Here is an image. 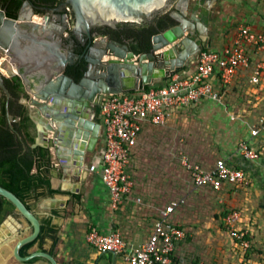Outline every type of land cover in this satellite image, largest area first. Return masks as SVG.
Here are the masks:
<instances>
[{
    "label": "crops",
    "instance_id": "1",
    "mask_svg": "<svg viewBox=\"0 0 264 264\" xmlns=\"http://www.w3.org/2000/svg\"><path fill=\"white\" fill-rule=\"evenodd\" d=\"M205 6L209 10L200 7L199 13L209 15L204 19L208 26L209 39L205 44L208 50L218 52L230 45L241 25L264 31V0H212L205 1ZM247 55L248 67L240 68L230 84L223 85L217 74L212 76L210 82L219 94L218 100L202 99L177 109L163 127L143 126L126 168L134 183L133 189L118 209L111 210L108 190L99 173L89 171V165L100 162L96 154H89L85 161L86 172L79 182L59 184L57 181L61 189L74 192L60 190L64 194H57V201L47 203L50 206L47 211L53 216L40 215L39 221L49 218L54 232L36 241L25 256L42 251L56 264H127L125 254L133 253L147 242L159 211L171 201L184 199L185 203L171 217V221L184 230L185 237L181 241L190 238L184 224L186 215L195 216L198 223L208 220L206 227L210 228L209 221H222L231 211L237 210L241 217L235 228L248 231L253 250L257 249L261 255L255 258L253 252L245 257L247 253L243 255L223 227L213 225L219 239L216 249L210 251L217 258L215 264H264V54L249 46ZM194 66L195 63L183 73H191ZM257 66L260 75L251 83ZM252 129L259 132L253 136ZM241 142L254 149L259 158H243L239 152ZM180 152L204 170H210L216 160L221 159L229 167L242 170L246 184H223L219 191L210 187L196 188L189 172L180 164ZM55 159L51 161L56 165L52 177L59 179L62 174ZM39 211H42L40 207ZM191 219L188 216L187 220ZM91 228L103 234L120 233L125 244L124 253L113 257L111 253L98 252L88 245L85 235ZM175 247L172 257L176 264H182ZM201 263L206 264L203 260L190 264ZM0 264H18L7 247L1 249ZM26 264L50 263L34 258Z\"/></svg>",
    "mask_w": 264,
    "mask_h": 264
},
{
    "label": "water",
    "instance_id": "2",
    "mask_svg": "<svg viewBox=\"0 0 264 264\" xmlns=\"http://www.w3.org/2000/svg\"><path fill=\"white\" fill-rule=\"evenodd\" d=\"M201 1L62 0L53 10V21L41 22L32 18V6L27 1L20 7L16 20L7 18L5 11L0 10V52L8 64L5 75L0 72V95L5 96L6 117L9 122L13 120L8 111L12 96L4 80L18 77L29 97V119L37 131L30 148H51V156L56 158L61 170L59 179L50 180L52 189L74 192L61 189L58 183L79 182L86 172V157L94 152L100 131V124L85 114L89 103L96 99L101 102L107 95L142 91L144 86H153L195 63L209 39L204 20L209 16L203 18L195 9ZM65 8L71 14L70 21L61 15ZM159 13H168L175 25L154 35L145 53H134L125 44L92 34L101 28L116 30L118 24L151 23ZM69 37L81 45L89 40L84 57L63 45V40ZM79 58L83 59L86 70L75 82L63 72ZM26 102L27 99L21 100L22 104ZM0 196L14 207V214L0 223V252L7 247L18 264L34 258L56 264L46 252L21 256L20 250L37 240L41 227L39 216H53L47 211L50 208L47 203L57 201L59 195L43 198L39 203L42 211L38 213L27 209L1 186ZM110 253L115 257L114 252Z\"/></svg>",
    "mask_w": 264,
    "mask_h": 264
},
{
    "label": "built area",
    "instance_id": "3",
    "mask_svg": "<svg viewBox=\"0 0 264 264\" xmlns=\"http://www.w3.org/2000/svg\"><path fill=\"white\" fill-rule=\"evenodd\" d=\"M249 46H254L264 54V31L258 32L249 25H241L232 43L221 51H201L191 73H173L166 78L162 87H152L134 94L103 97L99 119L104 150L99 164H91L88 168L91 172L99 173L108 190L111 210L118 209L133 189L134 183L126 168L130 151L137 145L143 126L163 127L171 113L177 109L202 99L218 100L219 94L210 82L212 76L217 74L223 85L230 84L240 68L248 67ZM259 75L260 67L257 66L251 83H255ZM258 132L257 129H252L251 135L255 136ZM239 152L245 159L259 158V154L244 142L239 144ZM179 161L189 172L196 188L210 187L219 191L223 184H246L244 172L229 167L221 159L216 160L210 170H204L183 152L179 153ZM97 168H100L99 171ZM184 203V199L174 200L159 211L147 242L133 253L125 254L127 264H176L172 257L175 243L183 240L185 233L171 221V217ZM240 217L241 213L233 210L226 215L224 221L229 236L244 255L250 248V241L247 239V230L236 229L234 226ZM85 241L101 253L122 254L125 250L123 238L118 232L103 234L96 228H91L85 235Z\"/></svg>",
    "mask_w": 264,
    "mask_h": 264
},
{
    "label": "trees",
    "instance_id": "4",
    "mask_svg": "<svg viewBox=\"0 0 264 264\" xmlns=\"http://www.w3.org/2000/svg\"><path fill=\"white\" fill-rule=\"evenodd\" d=\"M1 9L5 11L7 18H14L16 11L19 9L22 0H13L14 7L10 11L7 3L9 0H1ZM40 2H49L51 5H56L62 0H36ZM175 25V22L164 14L155 18L151 23H143L136 27L130 24L117 25L119 30H111L109 28H101L96 31L101 35L109 38L123 37L129 41L138 42V47L130 42L129 47L134 53L148 52L151 47V38ZM121 28V29H120ZM203 51L208 50L205 47ZM84 72V64L77 62L72 68H68L67 75L71 76L74 81H78ZM163 83L156 86H144L143 91H147L152 87H162ZM5 86L10 92L12 98L8 101L9 114L18 116L19 121L13 122L10 125L6 118L5 96L2 95L0 102V186L12 192L21 202L25 204L27 209L33 210L34 205L43 198L53 197L57 194H64L60 190L52 189L51 177L54 171V166L51 162L49 150L42 147L30 148L34 142L35 136L27 131V117L23 106L18 103L20 98L21 81L18 77L4 80ZM135 92L129 93L134 94ZM20 136V138L18 137ZM238 169V168H237ZM75 198L79 199V196ZM55 214L56 212L53 211ZM14 214V207L4 198L0 196V223L6 216ZM54 229L50 227V219H42L40 233L36 241H41ZM247 239L249 237L247 236ZM29 243L21 248L20 254L25 256L27 250L36 242ZM253 250H247L245 257Z\"/></svg>",
    "mask_w": 264,
    "mask_h": 264
},
{
    "label": "flooded vegetation",
    "instance_id": "5",
    "mask_svg": "<svg viewBox=\"0 0 264 264\" xmlns=\"http://www.w3.org/2000/svg\"><path fill=\"white\" fill-rule=\"evenodd\" d=\"M25 1L29 2L30 5L32 6V11H33V17L32 18L35 21H37V22H41V20H44V19L45 20L49 19L50 21H53V16L55 15V13L53 12V10L60 4V2L58 4H56V5H51V4H49V2H40V1H36V0H22L20 7L22 6V4ZM205 1H207V0H203V2L201 1L199 4H197V6H196L195 9L198 11V13H199V8L200 7L201 8H204V11L209 10L205 6ZM1 3H2V1L0 0V10H3V9H1ZM7 6H9V8H10L9 10L12 11V8L14 7L13 0H9L8 3H7ZM20 7H19V9H20ZM19 9L16 11L15 17L14 18H10V19H14V20L17 19V15H18ZM165 14H168V13H165ZM61 15H65L67 21H70L71 20V14H70L68 8H65L64 11L61 13ZM161 15H164V14H160L159 13V14L155 15L154 18H153V20H155V18L158 19V17L161 16ZM207 16H209V15H207V14L206 15H204V14L201 15V17H204V18L207 17ZM126 24H130V23H126ZM121 25H125V24H121ZM130 25L138 27V26H140L142 24H130ZM96 30H98V29H96ZM96 30H93L92 31V34L93 35L103 36V35L100 34V32H98ZM116 30H119V29L117 28ZM116 30H114V31H116ZM65 34L67 36L69 33L66 32ZM103 37H105L107 40H109L111 42H119L121 44H125V45L128 46L129 50L131 51V49L129 47V44H130V42H133V41H129V40L123 38V37H120V38H112V39L109 38V37H107V36H103ZM63 45L70 46L71 47L70 48L71 51H73L79 57H84L86 55V53H87V49H88V45H89V40H86L85 41V44L84 45H81L78 41H76V40L75 41H72V37H69L67 40H63ZM133 45L138 47V42H133ZM5 58H6L5 55L2 54V52H0V72L3 75H5V69L8 68L7 60ZM77 62H80V63H83L84 64V72H85L86 69H85V63L83 62V59H80L79 58L75 62V64ZM75 64L67 66L65 68V70H64L63 73L66 76H69V75L66 74V72L68 71V68H72V66H74ZM69 77H71V76H69ZM5 79H11V78H7L6 77ZM73 81H74V79H73ZM21 90H22V92L20 94V98L18 100V103L21 106H23V110L25 111V115H26V117L28 119L27 122H26V124H27V126H26L27 131L36 137V133H37L36 127L33 124V122L29 119V111L31 110V107H30L29 102H28L29 97L27 96V93L24 91L23 86H21ZM1 98H2V95H0V102H1ZM24 99L25 100L27 99V102L25 104H22L21 103V100H24ZM5 102H6V100H5ZM99 103L101 104V102H99L98 99L94 100L93 102L89 103V107L86 108L84 111H85V114L91 116V118L95 119L96 122L100 124L99 136H98V140H97V143H96V146H95L93 155L96 154L99 158H101L102 153H103V150H104V142H103V139H102V128H101V122H100V119H99V109H100V104ZM18 121H19V117L18 116H13V120L11 122H9L7 120L8 124L10 125V127L12 126L11 124L13 122H18ZM51 136H52V134L49 133V138H51L50 140H52V137ZM18 137L20 138V136H18ZM50 145H51V143L49 142V146ZM46 149L49 150V153H50V156H51V154H53V150L51 148H46ZM88 158H89V154L87 155L85 161H87ZM52 159H53V156H51V161H52ZM54 166H56V165L54 164ZM34 206L35 207L33 208L32 211H34L35 213L40 212L38 205L36 206V204H35Z\"/></svg>",
    "mask_w": 264,
    "mask_h": 264
},
{
    "label": "rangeland",
    "instance_id": "6",
    "mask_svg": "<svg viewBox=\"0 0 264 264\" xmlns=\"http://www.w3.org/2000/svg\"><path fill=\"white\" fill-rule=\"evenodd\" d=\"M42 200V199H41ZM36 203V206H39L40 201ZM35 207V206H34ZM186 215V214H185ZM187 217L184 219V224L186 225L187 231L190 233V238L188 240L180 241L176 244L175 254L180 260L182 264H190L191 261H201L203 260L206 264H215L217 258L214 256V252H210L211 250H215L216 243L219 240L213 225L218 228V226L223 227L224 231L229 235L228 227L224 220L219 222H212L211 227H206L207 221H203L201 223L196 222V217L192 215H186ZM192 217L191 221L187 220V218ZM210 220V219H209ZM186 221V222H185ZM230 237V236H229ZM257 250V249H256ZM255 249L252 250L251 253H256V255H252L255 258L259 257L257 255H261V252H257Z\"/></svg>",
    "mask_w": 264,
    "mask_h": 264
}]
</instances>
